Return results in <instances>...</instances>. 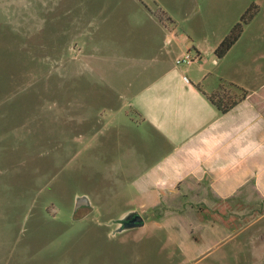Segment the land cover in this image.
Segmentation results:
<instances>
[{
    "label": "rangeland",
    "instance_id": "rangeland-1",
    "mask_svg": "<svg viewBox=\"0 0 264 264\" xmlns=\"http://www.w3.org/2000/svg\"><path fill=\"white\" fill-rule=\"evenodd\" d=\"M261 33L264 0H0V264H264V206L240 232L179 219L185 208L148 212L116 172L122 151L105 147L115 134L131 147L144 86L202 62L176 59L198 48L215 73L264 50L249 44ZM81 196L90 205L76 211ZM129 211L144 226L118 232Z\"/></svg>",
    "mask_w": 264,
    "mask_h": 264
},
{
    "label": "crops",
    "instance_id": "crops-1",
    "mask_svg": "<svg viewBox=\"0 0 264 264\" xmlns=\"http://www.w3.org/2000/svg\"><path fill=\"white\" fill-rule=\"evenodd\" d=\"M166 40L171 44L174 37ZM249 44L259 49L264 34ZM252 48L215 73L205 70L208 60L196 48L202 59L197 70L170 65L133 98L137 134L130 148L118 134L106 136L105 147L113 141L122 151L114 166L141 208H185L188 215L179 219L240 232V217L264 206V50ZM219 91L234 98L224 113L209 100Z\"/></svg>",
    "mask_w": 264,
    "mask_h": 264
},
{
    "label": "trees",
    "instance_id": "trees-1",
    "mask_svg": "<svg viewBox=\"0 0 264 264\" xmlns=\"http://www.w3.org/2000/svg\"><path fill=\"white\" fill-rule=\"evenodd\" d=\"M240 31H241V24L239 23L233 28L231 33L221 41V43L218 45V47L215 50V54L219 58L223 57L229 51V49L236 43V41L240 37ZM241 95L242 97L243 95L245 96V92L241 91ZM209 100L221 111V113L227 112L234 105L233 96L232 97L228 96L225 93H222V91L211 94L209 96ZM223 100H226L227 103H223L222 102Z\"/></svg>",
    "mask_w": 264,
    "mask_h": 264
},
{
    "label": "water",
    "instance_id": "water-1",
    "mask_svg": "<svg viewBox=\"0 0 264 264\" xmlns=\"http://www.w3.org/2000/svg\"><path fill=\"white\" fill-rule=\"evenodd\" d=\"M90 205V201L87 197L81 196L76 199L75 202V210L77 211L82 206H88ZM135 211L128 212L125 216L121 218V220L124 221V226L122 228H119L117 231L121 232L126 229H132L137 227L144 226V220L141 215L137 214L135 215Z\"/></svg>",
    "mask_w": 264,
    "mask_h": 264
},
{
    "label": "built area",
    "instance_id": "built-area-1",
    "mask_svg": "<svg viewBox=\"0 0 264 264\" xmlns=\"http://www.w3.org/2000/svg\"><path fill=\"white\" fill-rule=\"evenodd\" d=\"M200 61V57L196 55L192 57L190 54H185L183 57L176 59L177 65H191L194 62Z\"/></svg>",
    "mask_w": 264,
    "mask_h": 264
},
{
    "label": "flooded vegetation",
    "instance_id": "flooded-vegetation-1",
    "mask_svg": "<svg viewBox=\"0 0 264 264\" xmlns=\"http://www.w3.org/2000/svg\"><path fill=\"white\" fill-rule=\"evenodd\" d=\"M138 213H135V215H137ZM124 226V221L123 220H119L117 223H116V228L119 229V228H122Z\"/></svg>",
    "mask_w": 264,
    "mask_h": 264
}]
</instances>
